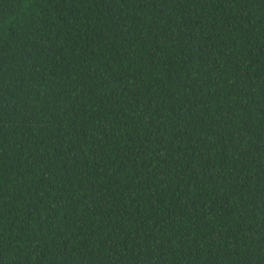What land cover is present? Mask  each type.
Instances as JSON below:
<instances>
[{"label": "trees", "instance_id": "1", "mask_svg": "<svg viewBox=\"0 0 264 264\" xmlns=\"http://www.w3.org/2000/svg\"><path fill=\"white\" fill-rule=\"evenodd\" d=\"M0 264H264V0H0Z\"/></svg>", "mask_w": 264, "mask_h": 264}]
</instances>
